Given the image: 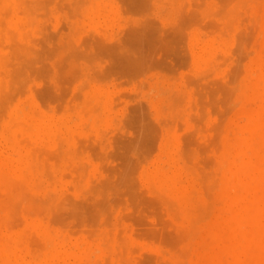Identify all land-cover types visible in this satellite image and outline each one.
Listing matches in <instances>:
<instances>
[{"label": "rangeland", "instance_id": "374dc122", "mask_svg": "<svg viewBox=\"0 0 264 264\" xmlns=\"http://www.w3.org/2000/svg\"><path fill=\"white\" fill-rule=\"evenodd\" d=\"M31 1L0 0V142L26 136L27 148L19 145L35 169L33 188L19 179L1 183L3 222L24 228L40 213L66 249L83 247L69 264L92 251L85 264H127L118 262L122 251L128 264H221L220 248L206 246L222 207L218 156L221 139L235 137L245 121L239 108L254 102L245 90L249 70L264 58V0ZM34 149H42L40 160ZM46 157L48 167L40 162ZM165 164L190 173L195 203H181L167 181L149 177ZM31 231L41 255L45 241Z\"/></svg>", "mask_w": 264, "mask_h": 264}, {"label": "bare ground", "instance_id": "6f19581e", "mask_svg": "<svg viewBox=\"0 0 264 264\" xmlns=\"http://www.w3.org/2000/svg\"><path fill=\"white\" fill-rule=\"evenodd\" d=\"M9 1H11V0H9ZM249 1H251V0H249ZM258 1H260V0H258ZM30 2H32V1L30 0ZM247 2H248V0H247ZM10 3H12V2H10ZM41 3L43 4V2H41ZM95 4H97V3H95ZM243 5H244V3H243ZM8 9L9 8H7V10ZM29 9L31 11V8H29ZM34 9H37V8H34ZM104 10L105 9H102V11H104ZM4 11L6 12V9ZM106 12L107 11L105 10V13ZM258 12H260V11H258ZM105 13H103V14H105ZM111 13H112V11H111ZM107 15H108V13H107ZM5 18H7V17L5 16ZM23 21H24V19H23ZM7 24L3 23L4 27ZM1 25H2V21L0 23V26ZM231 27H232V25H231ZM18 28L22 29L23 27L19 26ZM262 29L264 30V28H262ZM10 31H11V29H10ZM13 33H16V32H13ZM23 34H24V32H23ZM221 34H222V32H221ZM13 36H14V34H13ZM16 38H17V36H16ZM24 39H25V37H24ZM235 39H236V37H235ZM0 43H1V41H0ZM14 44L15 43H13V45ZM23 44H24V42H23ZM26 44L27 43H25L24 45H26ZM235 44H237V42ZM261 44H263V46H264V43H261ZM1 45H3V44H1ZM10 45H11V43L9 44V46ZM3 46H2V49H3ZM15 46H18V45L11 46V48L15 47ZM262 52H263V50H262ZM11 56H13V55H11ZM220 57H221V59L223 58L222 55ZM216 58H218V57H216ZM10 59H11V57H10ZM227 59L228 58H226V60ZM223 60H224V58H223ZM258 60L259 61H256V63L258 62L256 64L255 63V59H254V63L257 65V69H255V65H254V69L253 70H249V75H248L249 77L248 78H250V80H249L248 84L246 85L247 90H245V91H248L250 93L249 97H251L252 98L251 100L254 101L253 103H254L255 107L250 108V107L253 106V103H251L252 106H250L251 104L248 106L249 103H247L246 105L249 108L243 107L242 111H240V108H239L238 111L243 116V117L242 116L241 117L243 118V121L245 120L244 123L239 126V128L237 129L238 130L237 133H236L235 127L233 128V129H235L234 130L235 137H233V138L224 137V138L221 139V140H223L222 141L223 148L221 147L222 151H221L220 155L218 156V164H219V168H220V170H218V172L220 173V171H221V174H222V179L221 180H222L223 187L220 190L218 195H219V200L222 201V207L219 210V214H218V216L216 218V221L212 225V229L210 228L211 229V233H210L209 236L211 238H210L209 242L206 245V246H210V247L211 246L213 247V245H215L216 247L218 246L220 248L221 254L224 257V260H223V262L221 264H264V58H259ZM225 63H223V64H225ZM9 64H11V63H9ZM221 64L219 63L218 66H220ZM6 66H8V65H6ZM9 66H11V65H9ZM246 67H248V64L246 65ZM246 67H245V69H247ZM216 69H218V68H216ZM2 74L4 75V73H2ZM0 75H1V73H0ZM208 76H211V74H208ZM5 77H6V75H5ZM204 78H207V77H204ZM200 80H202V78ZM241 87H242V85H241ZM238 90H239V87H238ZM99 98H102V95L99 96ZM88 103L87 104L85 103L86 106L84 105V107L81 110H83V111L87 110V109L84 110V108L88 107ZM25 106H27V105H25ZM79 107H82V106H79ZM90 108H91V106H90ZM25 110H26V108L23 111L24 113L26 112ZM81 110H80V112H82ZM87 111L84 112V115L87 113ZM90 111L92 112V110H90ZM238 111L235 112V113H238ZM18 112H19V115L22 116L20 114V111H17L16 113H18ZM25 114H27V113H25ZM37 114H38V112H37ZM239 115H237L236 117H237L238 120L239 119L241 120L242 118H239ZM27 116H28V114H27ZM85 116H87V115H85ZM43 118H44V116H43ZM17 119H19V117L16 118V120ZM234 119H235V117H234ZM19 122H21V121L19 120ZM19 122H18V124L16 123L18 125V127H19ZM238 122H240V121H238ZM21 123H23V122H21ZM13 125L15 126V123H13ZM60 125H61V123H60ZM56 129H57V127H56ZM231 129L232 128H230V130ZM22 131H25V130H22ZM35 131L36 130H34V132ZM19 133L17 132V138L20 137V136L18 137ZM21 134H24V133L22 132ZM220 134H221V132H220ZM229 135H231V133ZM25 137L20 139V140H23V139L28 140V138L26 139ZM220 137H221V135H220ZM36 139L38 141V138H36ZM49 139H50V137H49ZM17 140L15 138H11L10 140L8 139V141H6V145L0 142V213L4 211L5 215L8 213V210H7L8 207L5 206L6 208L3 209V207L7 203V201L4 198V196H3L6 193H4V194L1 193L2 192L1 191V189H2L1 188V183L10 181L11 179H14V180H16L18 182H16V184H14L15 183L14 182L13 184L17 185L22 180L27 185H29L31 188H33L32 186H34V183H35V181H34L35 180V171H34L35 169L33 168L34 166H32L33 164L32 165L29 164L28 161H27L29 159V157L31 156L30 152H23L21 150L23 148L22 147L20 148V145H22L24 147H26V145L22 144L23 142H21L20 140H19V142ZM29 141L30 140H28V142ZM40 142L41 141H39L38 143L40 144ZM19 143H21V144L19 145ZM32 143H34V142H30L29 145H32ZM57 145L58 146L56 148L59 149V147H60L59 145L60 144H57ZM34 146H36V145H32L30 147L33 148ZM41 146H43V145H41ZM39 148H42V147H39ZM8 150H11L10 154L8 153ZM41 151H42V149H41ZM41 151H39V152H41ZM33 152H36L35 149L33 150ZM39 152H38V154L36 152V154H37L36 156H38L39 154H43V153H39ZM75 154H76L75 155V157H76L77 153H75ZM34 155H32V156H34ZM60 155L61 154L59 152L58 156L60 157ZM47 156H49V155H47ZM41 157H42V155H41ZM41 157L39 155L38 156V158H39L38 160H40ZM46 158H42V159H44L46 161V163H45L44 160H41L40 162L43 161L44 164H45L44 166L48 167L49 166V164L47 162L48 158L47 159ZM50 159L52 160V157L50 158V156H49V160ZM173 162L174 161H172L171 163H173ZM55 163H56V161H55ZM55 163H54L53 166L56 165ZM173 164H171V165L169 164L168 168H167L166 164H165L166 168L157 166L154 169V166H153L154 171L150 174L149 177L152 178L154 181H157V182H165V181H167L170 184V186H171V188L168 189V190H171L172 195L178 201H180L181 203H184V204H187V205L188 204L191 205V204L195 203L194 201H195V198H196V188L194 186V180L191 179L189 181V174L190 173L186 170V168L184 166H175ZM57 165H59V163ZM70 165H71V163H70ZM38 166H40V165H38ZM72 166H74L76 168L75 165L72 164ZM73 168H72V171H73ZM67 169H68V167H67ZM77 169H76V171H77ZM41 170H42V168H41ZM47 170H49V168H47ZM70 171H71V169H70ZM76 171H74V172L77 174ZM66 173H64V174H66ZM45 174L46 173H44V176H45ZM46 175L49 176L48 173ZM61 175H63V173H61ZM77 175H75V178L76 177L78 178L79 175L78 176ZM64 177H66V176H63V178ZM51 178L52 177H50L48 179L51 180ZM77 178H76V180L79 179V178L78 179ZM17 179H19L20 181L17 180ZM185 179H187V180H185ZM198 179H199V182H201V179L200 178H198ZM78 181L81 182L80 179ZM11 184H12V182H11ZM14 185H13V187L15 188L16 186H14ZM17 187H19V186H17ZM14 190H13L14 192L17 191L16 189H14ZM47 190H46V193H47ZM11 192H9V194ZM28 193H29V191H28ZM48 193H51V192L48 191ZM32 194H34V191H33ZM158 194H161V193H158ZM28 195L31 196V194H28ZM28 195L26 193L27 197H28ZM42 197H45V193L42 194ZM51 197H54V196L51 195ZM45 198H47V199H45ZM45 198L44 199L47 202L44 201V199H42V198L40 199V201L42 202V200H43L44 202L48 203V201H49L48 197H45ZM32 199H33V197H32ZM20 200H22V199H20ZM24 200H23V203H24ZM34 200H35V198H34ZM36 200H37V198H36ZM54 200H53V202H55ZM164 200L166 201V199H164ZM167 201H168V199H167ZM44 202H42V203H44ZM170 202H172V201H170ZM46 203H44V204H46ZM19 205L21 206V201H20V204L18 203V206ZM54 206H56V205H54ZM203 206L201 205L200 207H203ZM52 207L53 206L51 205L50 206L51 211H52ZM178 207L179 206H177V208ZM200 207H199V210H202L203 208L200 209ZM209 207H211V206H209ZM174 208L176 210V207H174ZM53 209H54V207H53ZM11 210H13V209H11ZM188 210H189V212L190 211H194L192 209L191 210L188 209ZM204 210L206 211V209H204ZM17 211L15 210V215L17 214ZM13 214H14V212H13ZM32 214H34V213H32ZM38 214H40V213H36V215H38ZM9 215L10 216H14V215H12V213L9 214ZM34 215H33V217H32V215H30V217L27 218V220H26L27 222L25 223L24 228H19V226L22 224V222L20 223V225L18 224L19 226L16 225L17 229L13 228V226H15V225L13 224V226H11L12 224L10 225V222L8 220L7 221L5 220L4 221L5 223H4L3 220H2V217H0V264H57V263L58 264H69V259L71 257H73V258L75 257L76 258L77 255H78V252L81 253V251H78V249L81 250L83 248V247L80 248L81 245H79V248L77 246L78 249L76 248L78 252L75 251L76 250L75 248H74L75 250L74 249L73 250L66 249L65 248V246H66L65 241L63 239H57L54 236V234H53L54 232L52 230L50 231V229L48 230L47 226L44 225V224H46V223H44V220H45V222L48 221V220L47 219H43V218H42L43 220L42 219L40 220L41 217H39V215H38L39 218H36L37 216L36 215L34 216ZM42 217H44V216H42ZM22 220H23V223H24L25 222L24 219H22ZM179 220H181V218ZM187 221H188V226H191L192 225L191 220L187 219ZM6 222H8V223H6ZM195 222H197V220ZM198 223H199V221L197 222V224ZM47 225H48V223H47ZM50 225L51 224L49 223L48 226H50ZM110 226H111V224H110ZM110 226L108 228H110ZM177 227H179V226H177ZM53 228H55V227H53ZM183 228H186V226H184L182 228L180 226L179 229H183ZM187 229H188V227L186 229H183V231L185 230V232H186ZM31 230L37 232V235H40V237H42L43 241H45V242L41 241V245L42 244L44 245V246H42V249L44 250V248L46 247L45 252L43 254H41V255H35L33 253V249H35V248H32V247H34L35 245L33 246L32 244H30V240H31L30 238L34 237L33 239H35L36 235L32 237L30 235V234L33 233ZM122 231H123V229L121 230V233H122ZM29 232H30V234H29ZM51 232H53V233H51ZM118 233H120V232L118 231ZM189 233L190 232H188V234ZM111 234H113V233H111ZM195 234H196V232H195ZM195 234H194V237L196 238ZM59 235H60V232H59ZM115 235H116V237H118V236L120 237V234H118V236H117V234H115ZM182 235H183V233H182ZM185 235H187V233ZM190 235H192V233ZM119 237H118V239H119ZM188 237H190V236H188ZM188 237L185 238L186 241H187ZM120 239H121V237H120ZM92 240H93V238H92ZM45 244H46V246H45ZM215 246H214V248H215ZM73 247H76V245L72 246V248ZM123 247H121V248H123ZM39 248H41V246ZM114 248H116V246H114ZM189 248H191V247H189ZM36 250H34V251H36ZM187 250L189 251L190 249H187ZM195 250L196 249H194V251ZM95 251H99V250H95ZM92 252H94V251H92ZM92 252L89 253V254H91V255H89V259L91 258L90 256H93ZM119 252L117 251V253H115V255L116 256L119 255L118 254ZM122 252H123V254H120L122 258H120V261H118V262H121V260L123 259L122 263L125 262V263L128 264L129 261L127 262V259L126 260L124 259L125 251H122ZM80 253H79V257H80ZM84 254L86 255L87 253H84ZM116 256H114V257L117 258ZM189 256H190V254H189ZM82 257H84L83 254L81 255L80 258H82ZM103 257H105L104 254H103ZM214 257H216V256H214ZM106 258H108V257H106ZM131 258H132V256H131ZM91 259H90V262H93V261H91ZM107 260H108V262H110L109 259H106V261ZM87 261H85L83 263V261L79 260L80 264H81V262H82V264H85ZM106 261L104 259V262H106ZM90 262L88 261V263H90ZM207 262L208 261H206V264H207ZM169 263H171V262H169ZM105 264H107V262ZM108 264H110V263H108ZM179 264H180V262H179Z\"/></svg>", "mask_w": 264, "mask_h": 264}]
</instances>
